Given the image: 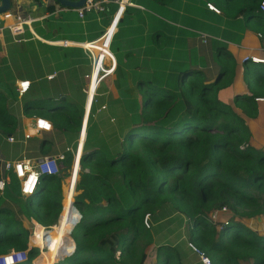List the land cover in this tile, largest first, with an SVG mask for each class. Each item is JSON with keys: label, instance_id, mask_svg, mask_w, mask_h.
Listing matches in <instances>:
<instances>
[{"label": "trees", "instance_id": "obj_1", "mask_svg": "<svg viewBox=\"0 0 264 264\" xmlns=\"http://www.w3.org/2000/svg\"><path fill=\"white\" fill-rule=\"evenodd\" d=\"M259 3L247 5L245 16L255 18L264 35ZM54 8L47 5L49 12ZM120 35L114 34L110 46L117 59L115 42ZM172 41L171 34L149 37L147 53L153 70L133 73L134 96L130 87L117 85L130 111L125 131L121 133L117 123L110 119L106 123L101 117L92 124L99 129L97 135H90L86 128L81 171L74 185V191L80 192L71 205L80 215L69 228L73 251L54 264H147L148 260L179 264L174 248L153 245L152 231L143 222L145 214L155 215L165 205L186 217L190 242L213 264H264V233L247 225L257 215L264 220V148L251 143L247 125L258 114L256 98L264 97V63L250 61L245 66L246 90L236 93L231 103L224 98L232 94L237 67L233 55L219 50L220 64L211 76L187 62L171 60ZM50 99L26 104L24 113L30 109L31 114L47 118L54 130L78 135L82 105ZM100 105L98 101L92 106L88 118L96 115ZM17 128V119L7 111L0 92V131L14 134ZM46 140L39 141L41 152ZM71 164L56 175H43L24 202L10 192L19 193L16 177L10 173L13 180L3 192L17 209L0 207V253L27 248L29 229L18 214L30 226L33 219L45 230L59 221L65 202L62 184L70 178ZM223 207L232 214L229 218L220 214ZM214 210L220 211L216 222L210 219ZM63 235L60 229L51 236L49 255L55 254ZM40 251L31 247L21 264H32Z\"/></svg>", "mask_w": 264, "mask_h": 264}, {"label": "crops", "instance_id": "obj_2", "mask_svg": "<svg viewBox=\"0 0 264 264\" xmlns=\"http://www.w3.org/2000/svg\"><path fill=\"white\" fill-rule=\"evenodd\" d=\"M10 3L8 11L14 15L30 18L31 24L30 27L27 25L23 27L22 34L13 35L9 27L12 21H4L0 13V92L4 97L7 111L17 119L18 127V132L14 134H3L0 131V155L8 159L21 157L37 159L41 156L53 155L58 158L63 157L60 160L62 168L65 167L63 164L72 163L71 168L78 156L80 143L85 140L86 132L83 137L81 128L78 135H66L62 131L53 129L49 132H41L39 137L24 139L21 135L20 120L25 116H35L31 114L30 109L27 114L24 113L26 104L38 105L48 98L52 101L59 98L82 105V126L85 107L88 106V112L90 109V100L85 93L90 81L85 79L84 75L91 72V67L82 48L61 46L59 42L63 40L74 43L94 41L108 26L110 17L92 12L84 14L81 19L73 9L60 7L55 0H10ZM253 3L257 4L258 0H128L127 10L121 11L119 17L121 20L120 22L118 20L116 27V33L121 34L119 41L115 42V47L119 50V58L117 59L114 51L110 49L113 51H111L114 58L113 70L103 75V79L96 88L99 104L108 107L103 112L96 113L97 117L91 115L90 125L101 117L106 123L109 119L110 122L117 123L121 133L125 131L130 111L122 101L119 87H130L131 95L134 96L136 92L133 73L152 72L153 63L147 53V42L150 36L158 33L161 36L170 34L173 36L171 60L187 62L211 76L220 64L218 51L225 50L232 54L236 59V74L232 84V94L225 96L232 103L236 93L246 90L243 70L245 66L251 65L250 57L264 59V35L259 32L261 27L257 26L255 18L245 16V7ZM48 4H54L53 12L47 10ZM208 4L214 5L218 12L208 7ZM116 10L117 5L110 4L111 14ZM258 13L264 14L261 11ZM112 65V60H103L104 68L110 69ZM19 81H30L32 84L31 90L21 96L17 92L16 83ZM118 84L120 86H117ZM136 98L139 102L141 101L140 94H137ZM256 102L258 114L255 118H249L247 125L250 127L251 143L262 149L264 148V100L256 99ZM88 116H90L89 113ZM88 119L87 117L86 127ZM9 135L13 136L14 141L8 140ZM42 139H47L48 145V148L44 146V152L39 149V141ZM69 152L73 156L71 159L66 156ZM77 171H81L79 166L76 175ZM12 180L9 176L8 183ZM66 185L62 186L65 202L68 199L70 184L68 189L65 188ZM3 191H0V207L8 206L17 209L14 200L9 199ZM10 192L17 194L15 190ZM20 200L24 202L23 199ZM17 218L24 227L29 229V237L35 236L33 246L41 250L40 254L32 260V264H54L55 261L72 253L73 243L70 235L59 241L55 254L51 256L49 252L52 253V244H44L43 226L35 221H31L30 226L23 215L18 214ZM69 218L72 224L80 218L78 211L72 209V206L69 208ZM156 221L157 218L153 220L151 227L154 246L169 245L174 248L179 264H200L197 255L187 246L189 231L184 230L185 223L176 220L168 226L160 227ZM58 223L51 226V232L57 229ZM37 225L41 227L40 237L35 235ZM247 225L254 231L264 233L262 217L260 221L256 217L252 218ZM52 235L53 233L50 238ZM38 238L41 241L37 243ZM44 254H47V257ZM241 263L247 264V262ZM147 264H151L149 260Z\"/></svg>", "mask_w": 264, "mask_h": 264}, {"label": "built area", "instance_id": "obj_3", "mask_svg": "<svg viewBox=\"0 0 264 264\" xmlns=\"http://www.w3.org/2000/svg\"><path fill=\"white\" fill-rule=\"evenodd\" d=\"M116 4L117 10L115 13L111 14L110 12V4ZM128 4V0H85L83 5L74 8L73 10L76 12L77 16L79 18H83L84 14L86 13H100L102 15H109V23L108 26L103 30V34L100 35V37L94 41H88V42H82V43H74L67 40L60 41L59 44L61 46H76L82 48L86 56L88 58V63L91 67V72L84 75V78L89 79L90 84L88 86V89L85 90V93L87 95V98L90 96V109L88 113H92V106L94 104L98 103V96L99 94L96 93V88L99 84V82L103 79V75L108 74L112 72L114 67V58L110 50L111 41L114 36V34L117 31V24L119 17L121 15V11H123ZM208 7H210L212 10L218 12V9L212 5L208 4ZM260 10L264 13V0H261L259 3ZM2 19L4 21H12L11 26V33L13 35H20L24 32L23 27L29 26L31 24V19L22 17L19 15H14L10 11L3 12L1 14ZM264 37V36H263ZM21 40V39H18ZM110 59L113 61V65L110 69H106L102 66L103 60ZM250 61H260L264 62V59H259L258 57H250ZM100 72H102L100 74ZM17 84V92L21 96L25 92L31 90L32 84L30 81H19ZM257 100H264L263 98H256ZM107 106L100 105L96 109V113L100 112L101 110L106 109ZM21 123V135L24 139L36 137L40 135L41 132H49L53 130L52 124L49 120L43 118V117H22L20 120ZM9 141H14V138L12 135L8 136ZM84 144V140L81 143ZM63 157L58 158L57 156L53 155H45L41 156L37 159H30L27 157H21L18 159H8L0 155V191L4 190L5 186L8 184V177L10 176V173L13 174L17 181H18V191L19 194H21L24 197H28L32 195L38 184L39 180L43 175H56L60 173L62 166L60 163V160H62ZM73 168V166H72ZM66 208L65 204L63 206V211ZM220 211L214 210L210 213V219L212 222H216L218 218V214ZM226 212V209L223 207L221 209V215ZM63 214V213H62ZM62 217V216H61ZM34 222V220H31ZM144 225L149 228L150 227V214H146L144 216ZM36 224V223H35ZM73 224L68 221L63 227V236H61V240L65 238L66 236L70 235V229ZM54 226V225H53ZM58 227H60V224L58 223ZM51 228V227H50ZM44 232V244H52L53 241H51L50 235L53 233L55 235V231L51 232L52 230H45V228H42ZM32 237L34 235L30 236L28 239V245L27 248L24 250H14L11 249L7 252L0 254V264H18L20 262L26 261L28 259V250L33 247V244L35 243L34 240H32ZM56 238V236L54 237ZM35 239V237H34ZM188 248L192 251V253L196 254L198 257V260L200 264H213L210 257L207 256L200 248H198L195 244L190 242V240L187 241Z\"/></svg>", "mask_w": 264, "mask_h": 264}, {"label": "water", "instance_id": "obj_4", "mask_svg": "<svg viewBox=\"0 0 264 264\" xmlns=\"http://www.w3.org/2000/svg\"><path fill=\"white\" fill-rule=\"evenodd\" d=\"M84 1L85 0H55V2L57 4H59V6H62L64 8H68V9L78 8V7L83 5ZM10 5H11L10 0H0V13L8 11V9L10 8ZM87 101H86V106H87ZM87 107H85V114H84L83 123L81 126V136H83V137L85 135L86 120L88 117ZM81 143H80L79 150L77 153L78 156H76V160H75L73 168H72L73 170H72V174H71L70 187H69L70 193L68 195V199L65 202L66 208L64 209L62 217L60 218V221H59L61 229H63V227H65L66 223L69 221V208L72 205V197H73L72 189L74 188V183H75V178H76V170L78 169V166H79V159H80V156H82L81 155L82 154V144ZM255 217L257 218V220H259V221L261 220L260 215H257Z\"/></svg>", "mask_w": 264, "mask_h": 264}, {"label": "rangeland", "instance_id": "obj_5", "mask_svg": "<svg viewBox=\"0 0 264 264\" xmlns=\"http://www.w3.org/2000/svg\"><path fill=\"white\" fill-rule=\"evenodd\" d=\"M59 99V98H58ZM57 99V100H58ZM225 100H227L226 98H224ZM90 118L91 117H89V119H88V122H87V132H89L90 133V135H92V134H95V135H97L98 133H97V131H98V129H97V125H90V123H89V121H90ZM85 132H86V129H85ZM39 137V136H38ZM40 138H41V136H40ZM34 139H36V138H34ZM28 146H30V145H28ZM46 148H48V145L46 144ZM66 156H68L70 159L73 157L72 156V153H68ZM63 164V163H62ZM63 166H65V167H68V164H63ZM73 166V165H72ZM64 168V167H63ZM71 171H72V167L70 168V176H71ZM79 171V170H78ZM77 171V172H78ZM86 171V170H85ZM79 172L77 173V175H76V178L75 179H78L79 178ZM12 175V174H11ZM70 180V179H69ZM76 181V180H75ZM66 183H64L63 185H66V184H68V185H66V189H68V187H69V181L68 180H66L65 181ZM62 185V186H63ZM69 192V191H68ZM70 193V192H69ZM77 192L76 191H74V189L72 190V195L74 196L75 194H76ZM17 196H19L20 197V199H23L24 201H25V199H26V197H24V196H22L21 194H19V193H17ZM174 213H176V214H174ZM150 215H151V220H150V226L152 227V223H153V220H155L156 218H157V223H159L158 225L160 226V227H165V226H168L169 225V223H174L176 220L177 221H182L183 223H185V231H187V229H188V222H187V219H186V217L184 216V215H182L181 213H177L176 211H174L173 210V208L170 206V205H165L163 208H161V210L158 212V213H156L155 215L154 214H151L150 213ZM232 214L231 213H228V212H225V213H223L222 214V216H224V217H230ZM60 220V219H59ZM168 220V221H167ZM242 221H244L243 219H242ZM2 229H3V226H2V224H0V231H2ZM61 228L60 227H57V230H60ZM150 230H151V228H149Z\"/></svg>", "mask_w": 264, "mask_h": 264}, {"label": "clouds", "instance_id": "obj_6", "mask_svg": "<svg viewBox=\"0 0 264 264\" xmlns=\"http://www.w3.org/2000/svg\"><path fill=\"white\" fill-rule=\"evenodd\" d=\"M111 53H112V52H111ZM251 62H252V61H251ZM255 62H256V63H264V62H260V61H255ZM255 62H254V63H255ZM82 149H83V145H82ZM82 152H83V150H82ZM147 214H150V213H147ZM145 215H146V214H145ZM150 220H151V215H150ZM34 221H35V220H34ZM59 221H60V220H59ZM59 221H58V222H59ZM35 222H36V221H35ZM143 222H144V221H143ZM149 228H151V226H150Z\"/></svg>", "mask_w": 264, "mask_h": 264}, {"label": "bare ground", "instance_id": "obj_7", "mask_svg": "<svg viewBox=\"0 0 264 264\" xmlns=\"http://www.w3.org/2000/svg\"><path fill=\"white\" fill-rule=\"evenodd\" d=\"M91 98H90V96L88 97V100H90ZM69 221H70V218H69ZM40 230H39V237L41 236V227L39 228ZM41 240H40V238L38 239V242H40Z\"/></svg>", "mask_w": 264, "mask_h": 264}]
</instances>
